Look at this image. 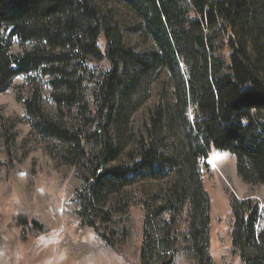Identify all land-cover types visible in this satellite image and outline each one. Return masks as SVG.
Here are the masks:
<instances>
[{
    "label": "trees",
    "instance_id": "trees-1",
    "mask_svg": "<svg viewBox=\"0 0 264 264\" xmlns=\"http://www.w3.org/2000/svg\"><path fill=\"white\" fill-rule=\"evenodd\" d=\"M164 74L148 123L134 131ZM18 76L30 133L84 184L83 225L117 251L104 226L129 207L125 189L167 179L157 228L143 219L142 264H172L182 241L196 264H213L203 187L211 149L264 188V0H0V93ZM44 86L53 113L42 109ZM259 217L257 200L232 198L224 221L241 264H264ZM39 231L32 222L31 237Z\"/></svg>",
    "mask_w": 264,
    "mask_h": 264
},
{
    "label": "rangeland",
    "instance_id": "rangeland-1",
    "mask_svg": "<svg viewBox=\"0 0 264 264\" xmlns=\"http://www.w3.org/2000/svg\"><path fill=\"white\" fill-rule=\"evenodd\" d=\"M98 45L103 47L102 36ZM102 66L108 67L105 62ZM166 79L164 74L153 83L149 99L133 115L134 131L148 123V111L157 103L161 82ZM18 85H23L21 94L27 95L29 88L19 76L0 93V264H142L143 219L149 214L152 226L147 230L157 228L159 217L154 211L161 201L155 197L167 179H146L125 189L129 207L104 226V233L117 245V251L113 250L81 223L76 194L84 184L74 166L58 164L45 143L30 133L24 106L15 97ZM48 93L44 86L41 105L45 112L53 113ZM5 128L13 139L6 138ZM207 163L203 187L210 202L213 264H241L231 251L224 218L231 210L232 198H252L260 204L258 226H264V188L240 180L235 158L228 151L211 149ZM32 222L40 230L38 237L30 235ZM187 244L182 241L177 245L172 264H196L184 252Z\"/></svg>",
    "mask_w": 264,
    "mask_h": 264
}]
</instances>
